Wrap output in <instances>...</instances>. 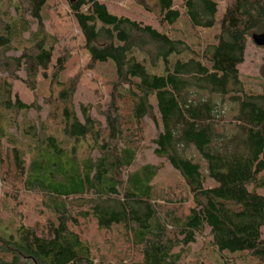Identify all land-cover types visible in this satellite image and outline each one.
Segmentation results:
<instances>
[{
	"label": "trees",
	"instance_id": "16d2710c",
	"mask_svg": "<svg viewBox=\"0 0 264 264\" xmlns=\"http://www.w3.org/2000/svg\"><path fill=\"white\" fill-rule=\"evenodd\" d=\"M65 1L85 69L106 70L107 100L97 115L74 110L69 48L46 27L59 0H0V182L11 188L0 208L22 189L40 195L46 216L43 226L16 214L0 221V252L10 256L0 264H113L93 254L89 223L122 245L114 264H264V62L259 89L239 73L251 35L264 31V0H227L218 17L213 0H183V12L156 0L159 27L184 18L213 29L205 43L112 14L100 0ZM4 70L32 100L12 92ZM39 99L42 121L28 117ZM147 118L153 153L174 173L164 188L158 164L134 167ZM199 236L210 251L190 260Z\"/></svg>",
	"mask_w": 264,
	"mask_h": 264
},
{
	"label": "rangeland",
	"instance_id": "374dc122",
	"mask_svg": "<svg viewBox=\"0 0 264 264\" xmlns=\"http://www.w3.org/2000/svg\"><path fill=\"white\" fill-rule=\"evenodd\" d=\"M14 0H7L9 5ZM106 3L108 11L117 16H125L131 19L143 21L150 24L154 28L168 30L169 33L178 36L181 32L188 35L189 42H211V36L213 29L211 28H196L191 29L184 18L177 21L174 26L168 28L164 26L159 27L157 16L156 0H100ZM217 5V17L223 12L227 0H213ZM174 8H177L180 12L184 11L183 0H173ZM51 19L46 23V27L49 30L56 31L62 34L64 37V43L66 48H69L70 52V75L76 74L78 77V87L74 96V110L80 117L79 105L91 106L89 107L90 113L97 115L94 108L102 107L104 101H106V80L104 77L105 69L98 68L93 71L85 69V62L88 60V55L84 49L81 48L79 33L76 26L69 15L68 5L65 0H59L57 7L50 13ZM195 39V40H194ZM18 51L11 50L7 53L8 56H17ZM264 62V47L256 46L252 41L248 42L244 54L243 63L239 67L240 79L243 81L246 87L259 89L263 83V76L261 75V67ZM2 77H6L12 85V92L15 91L24 101L32 100L31 92L23 85L19 80L10 78L5 70L1 73ZM22 75V73H18ZM40 105L39 112L31 110L29 112V118H36L43 120L47 114V107L42 104L41 99L38 100ZM93 108V109H91ZM19 119V117H18ZM146 130L144 131L143 144L138 152L135 160V166L138 167L144 163L158 164L160 166V172L156 178L157 183L160 182L162 188L170 181L173 180V171L169 168L168 164L163 160L156 157L153 153L154 145L151 144L152 137L155 136L157 127L151 118L146 119ZM12 133H18L17 128L13 127L10 130ZM190 156L197 161L204 170V163L199 158L198 154L192 149L187 150ZM12 179H10L11 181ZM9 181V182H10ZM208 183L209 181L206 180ZM0 182V191L4 193L6 189L11 191L9 183L2 185ZM164 190H162L163 192ZM162 193L159 191L157 199L161 201ZM15 205L13 206V204ZM12 207L14 209L12 210ZM43 206L41 205V197L34 192L29 193L20 189L15 196V201H9L5 204V208H0V221H6L13 217L14 214L20 215L22 222L30 225L43 226L45 224V212H43ZM42 211V212H41ZM42 213V215H41ZM207 233L204 232L203 236ZM86 239L91 243L92 252L95 256H104L109 262L118 261L117 253L123 256L122 245L118 246L115 242L110 244L113 238L108 234H104L95 230L92 223H89L88 230L85 234ZM261 238L264 241V227L261 229ZM110 239V240H109ZM204 237L199 236L196 241L189 246L188 259L193 260L203 254H207L210 251V246L206 243ZM5 260H10L9 255L2 254ZM124 260V259H123ZM189 260V261H190Z\"/></svg>",
	"mask_w": 264,
	"mask_h": 264
},
{
	"label": "water",
	"instance_id": "95a60500",
	"mask_svg": "<svg viewBox=\"0 0 264 264\" xmlns=\"http://www.w3.org/2000/svg\"><path fill=\"white\" fill-rule=\"evenodd\" d=\"M252 42L259 47H264V31L260 33H253L251 35Z\"/></svg>",
	"mask_w": 264,
	"mask_h": 264
}]
</instances>
